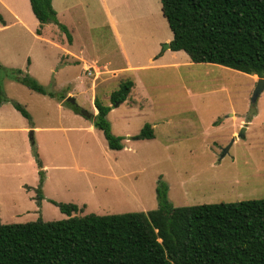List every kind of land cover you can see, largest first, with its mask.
I'll return each mask as SVG.
<instances>
[{"label":"rangeland","instance_id":"rangeland-1","mask_svg":"<svg viewBox=\"0 0 264 264\" xmlns=\"http://www.w3.org/2000/svg\"><path fill=\"white\" fill-rule=\"evenodd\" d=\"M5 2L26 24L0 1V85L7 97L0 104L2 223L69 217L58 203L76 204L77 216L147 212L159 206L161 182L175 206L264 198V90L255 105L252 99L260 76L193 62L184 50L171 56L165 39L172 40L173 32L161 0L55 1L59 24L50 22L44 33L83 50L82 80L78 66L63 67L60 49L29 30L43 29L30 0ZM106 5L117 18L125 54ZM157 46L167 52L149 61ZM27 75L54 95L17 78ZM127 80L137 82L136 103L127 98L109 112L111 131L123 144L112 149L94 123L92 88L109 105L111 93ZM147 123L155 136L136 137Z\"/></svg>","mask_w":264,"mask_h":264},{"label":"trees","instance_id":"trees-1","mask_svg":"<svg viewBox=\"0 0 264 264\" xmlns=\"http://www.w3.org/2000/svg\"><path fill=\"white\" fill-rule=\"evenodd\" d=\"M30 3L41 27L59 24L53 0ZM161 3L173 32L171 50L186 51L193 62L264 77V0ZM17 78L33 90L54 95L28 75ZM133 85L127 80L113 91L111 105L95 97L94 123L112 149L123 148L122 136L111 131L107 116L127 99ZM5 99L0 85V104ZM15 106L29 116L20 103ZM154 136L147 123L136 137ZM37 162L42 182L44 170ZM167 192V184L161 182L159 206L147 212L77 216L72 215L79 209L76 204L58 203L69 217L24 223L0 219V264H264V198L175 206Z\"/></svg>","mask_w":264,"mask_h":264},{"label":"crops","instance_id":"crops-1","mask_svg":"<svg viewBox=\"0 0 264 264\" xmlns=\"http://www.w3.org/2000/svg\"><path fill=\"white\" fill-rule=\"evenodd\" d=\"M1 3L6 7L7 11H9L10 13H12L15 17V19H17L16 21H18L21 25H25L26 23L23 21V19L15 12V9L13 7H11L8 3L5 2V0H0ZM55 1L56 0H53V6L55 8V10L57 11V15H59V11L57 9V7L55 6ZM105 1V0H104ZM107 6V5H106ZM107 9V13H108V16L110 18H113L115 20V23L112 25V29H113V33L115 35V37L117 38L118 42L121 44V47H122V53L125 54V48H124V45H123V34L122 32L120 31L119 27H118V21H117V18L111 13L109 7L107 6L106 7ZM37 18V17H36ZM38 20V19H37ZM37 20L35 21V24H37ZM40 24L39 20H38V25ZM50 23H46L44 24L43 26V29H42V33H37V29L39 28L36 27V29H33V28H30L29 30L34 34V37L37 39V40H40V41H45L47 44L46 45H53L51 47H54V51H56L57 49L55 48H58V50L60 49L61 50V54H60V60H62L64 62L63 64V67H65L66 71L69 69V67H76L77 66L79 67V69H77V71L79 72L78 74V78H81L82 80V77H83V69H84V66L86 65V61L84 60V57L82 56L83 54V50H79L78 53L76 51H74L73 49L67 47L65 45L66 43V40L63 39L61 36L58 35V39H57V42H53V40H50L46 35H45V29L46 27L49 26ZM29 28V27H28ZM36 32V33H35ZM77 38V37H76ZM166 41H168L170 43L171 39L170 38H166L165 39ZM74 37L72 36L71 40L69 41L68 40V44L69 46L73 47L74 46ZM160 44L162 42L158 41ZM125 44V43H124ZM120 47V49H121ZM158 50V51H157ZM167 50V49H166ZM169 51H170V48H169ZM57 52V51H56ZM55 52V53H56ZM167 52L165 50H159L158 49V46L155 50H153L151 53H149V57H148V60L149 61H153L155 58H160L161 56L165 55L164 53ZM172 54L171 56H174V55H177L178 51H173L171 50L170 51ZM134 67L136 66H133V65H128V68L130 69H133ZM101 71V70H100ZM109 71V70H108ZM112 74H117V71H112L110 72ZM103 74V71H101V75ZM99 75V74H98ZM256 75V74H255ZM96 78H98V76H96ZM95 78V79H96ZM81 80H79V83L81 84ZM137 85V82L134 81V85H133V88L131 89V92L130 94L128 95L127 98H129V101L132 102V103H136V99L133 97V91L135 90V87ZM93 89V95L91 97V101H92V105H93V111L97 114V108L95 106V92H94V87L92 88ZM73 95L74 92H72L71 90H67V94L66 95ZM131 96V97H130ZM127 100V99H126ZM125 100V101H126ZM128 101V102H129ZM111 105V104H109ZM119 106V105H118ZM113 109H111L112 111ZM110 111V112H111ZM95 114V115H96ZM109 114V113H108ZM91 128H93V126H91ZM130 137V136H129Z\"/></svg>","mask_w":264,"mask_h":264},{"label":"water","instance_id":"water-1","mask_svg":"<svg viewBox=\"0 0 264 264\" xmlns=\"http://www.w3.org/2000/svg\"><path fill=\"white\" fill-rule=\"evenodd\" d=\"M165 47L170 48V44L166 43ZM263 90H264V77H259V83H258V86H257V88L254 92L253 98H252L253 99V105H255L258 96L260 95V93ZM67 100H72V102H74V99L71 97H68ZM62 104L66 105V102H63ZM80 112L89 118H91L93 116L92 113H90L89 111H87L85 109H81Z\"/></svg>","mask_w":264,"mask_h":264}]
</instances>
